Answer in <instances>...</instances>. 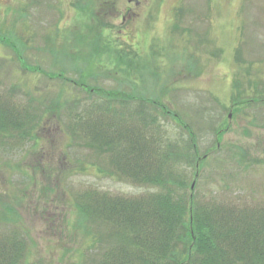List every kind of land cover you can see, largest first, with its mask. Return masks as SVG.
Listing matches in <instances>:
<instances>
[{
	"label": "rangeland",
	"instance_id": "1",
	"mask_svg": "<svg viewBox=\"0 0 264 264\" xmlns=\"http://www.w3.org/2000/svg\"><path fill=\"white\" fill-rule=\"evenodd\" d=\"M106 1L0 0V112L28 113L0 132V244L16 264H100L116 239L83 195L161 190L132 181L129 137L150 117L190 152L187 196L264 203V0Z\"/></svg>",
	"mask_w": 264,
	"mask_h": 264
},
{
	"label": "trees",
	"instance_id": "2",
	"mask_svg": "<svg viewBox=\"0 0 264 264\" xmlns=\"http://www.w3.org/2000/svg\"><path fill=\"white\" fill-rule=\"evenodd\" d=\"M106 2L97 0L98 13L99 6L100 13L107 10L104 6ZM83 6L88 8L86 3ZM116 96V91L104 92L103 103L110 105L116 102L108 101L118 100ZM122 98L120 107L123 108L127 101ZM56 107L54 104L53 108ZM8 109L12 110L6 107L4 112H0V125L4 126L0 132L4 128L17 127L14 115L19 119V127L25 123L20 120L23 113L28 114L26 110L22 115L14 111L13 115L8 113ZM95 110L86 119L90 118L89 126L93 129L96 123L101 124L97 121L103 115L95 113ZM5 112L11 115L10 123L6 121ZM118 116L119 119L124 117ZM150 120L147 124L142 119V126L133 131L132 137L128 136L132 141L131 148L137 146L135 152L144 162L142 166L138 163L140 168L133 169V172L129 168V172L135 183L145 184L146 187L159 186L161 190L139 197L104 192L99 195L95 189L83 195L84 203L80 210L89 216L95 214L105 226H110V235L116 239V244L113 241L105 251L100 264H264V203L253 210H239L222 202H198L194 194L187 196L185 165L181 167L177 160L180 152L185 156H189L190 152L188 148L174 143L162 144L154 136L162 125L155 117H150ZM126 121L124 118L123 122ZM79 124L82 126L84 121L81 119ZM104 137L93 135L96 140ZM178 168L182 171L175 177L172 173ZM241 225L244 226L242 231ZM2 243L0 264H16V245H9L6 238ZM178 245H183L184 249L177 251Z\"/></svg>",
	"mask_w": 264,
	"mask_h": 264
}]
</instances>
